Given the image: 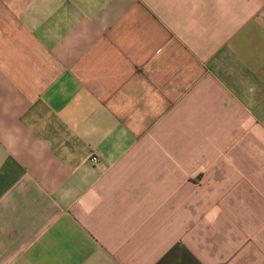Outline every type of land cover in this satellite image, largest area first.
Listing matches in <instances>:
<instances>
[{
	"label": "crops",
	"instance_id": "crops-1",
	"mask_svg": "<svg viewBox=\"0 0 264 264\" xmlns=\"http://www.w3.org/2000/svg\"><path fill=\"white\" fill-rule=\"evenodd\" d=\"M0 264H264V0H0Z\"/></svg>",
	"mask_w": 264,
	"mask_h": 264
},
{
	"label": "built area",
	"instance_id": "built-area-1",
	"mask_svg": "<svg viewBox=\"0 0 264 264\" xmlns=\"http://www.w3.org/2000/svg\"><path fill=\"white\" fill-rule=\"evenodd\" d=\"M90 161H91L92 163H96V162H97V158H96V157H92V158H90Z\"/></svg>",
	"mask_w": 264,
	"mask_h": 264
}]
</instances>
